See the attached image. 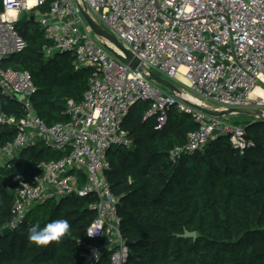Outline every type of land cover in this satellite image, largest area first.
<instances>
[{"label": "built area", "instance_id": "1", "mask_svg": "<svg viewBox=\"0 0 264 264\" xmlns=\"http://www.w3.org/2000/svg\"><path fill=\"white\" fill-rule=\"evenodd\" d=\"M82 9L140 61V69L110 52L107 46L119 50L93 33ZM23 13L40 24L45 56L71 52L75 68L92 70L82 99H67L64 122L48 125L34 112L30 96L35 86L27 70L3 67L9 56L27 47L16 29ZM149 72L179 91H162ZM0 94L23 109L19 118L0 111V126H13L15 132L0 144V166L9 167L23 149L38 143L63 153L35 164L31 179L15 189L6 227L15 228L43 202L93 195L95 216L76 241L81 262L98 264L108 253L110 264H123L129 246L106 172L107 151L132 144L124 119L138 102H148L142 118H154L155 129H162L172 107L189 115L196 128L170 150L173 162L223 134L241 153L252 147L243 127L197 107L251 108L264 118V0H0Z\"/></svg>", "mask_w": 264, "mask_h": 264}, {"label": "trees", "instance_id": "2", "mask_svg": "<svg viewBox=\"0 0 264 264\" xmlns=\"http://www.w3.org/2000/svg\"><path fill=\"white\" fill-rule=\"evenodd\" d=\"M16 29L27 47L3 67L31 74L30 100L46 124L66 121V101L82 99L91 68H75L71 52L45 56L41 26L26 14ZM147 107L148 102L135 103L123 121L131 146L107 151V180L118 197L122 234L131 243L123 264H264V120L245 121L242 127L253 145L242 153L223 134L173 162L170 150L184 144L196 124L172 107L162 129H155L154 118H142ZM0 111L23 115L16 100L1 94ZM14 133L13 126H0V144ZM62 155L38 143L23 149L9 167L0 166V233L11 220L14 191L31 179L34 165ZM94 202L93 195H69L33 218L31 208L15 228L0 234V264H82L76 241L95 216ZM55 219L70 225L59 241L37 246L28 239L34 223L43 227ZM186 231H194L195 238L181 236ZM98 264H110L109 254Z\"/></svg>", "mask_w": 264, "mask_h": 264}, {"label": "water", "instance_id": "3", "mask_svg": "<svg viewBox=\"0 0 264 264\" xmlns=\"http://www.w3.org/2000/svg\"><path fill=\"white\" fill-rule=\"evenodd\" d=\"M82 14L86 20V22L89 24V26L91 27L93 33L98 36L101 37L105 40H107L109 43H111L112 45L115 46V48H117L119 50L116 51L115 49H112L111 47L107 46V48L110 50V52L117 58L119 59L121 62L129 65L131 68L133 69H140V61L133 56V54L127 50L126 48L123 47L122 43L119 42L116 37L109 33L102 25L98 24L97 22H95L89 15L87 12H85L82 9ZM28 19H30L31 21H34V16L33 15H27ZM148 78L150 80H152L153 82L163 86L164 88H166L168 91L170 92H178L179 88L172 82L168 81L167 79L149 72L148 74ZM198 109L204 111L205 113L212 115V116H217L220 117L222 115H225L227 113L230 112H236V113H243V114H248V115H255V116H259L260 120H264L263 117H261L260 111L257 109H251V108H237V109H232L230 111H218V110H214V109H207V108H203V107H197ZM8 232H10V229L5 227L0 234H7ZM181 236L183 237H193L195 238L196 233L193 232H184L183 234H181ZM127 245L129 247H131V243H127Z\"/></svg>", "mask_w": 264, "mask_h": 264}, {"label": "clouds", "instance_id": "4", "mask_svg": "<svg viewBox=\"0 0 264 264\" xmlns=\"http://www.w3.org/2000/svg\"><path fill=\"white\" fill-rule=\"evenodd\" d=\"M70 229L66 219H55L46 223L43 227L39 223H34L28 229V239L37 246H46L53 241H59ZM90 233L88 236H93Z\"/></svg>", "mask_w": 264, "mask_h": 264}, {"label": "rangeland", "instance_id": "5", "mask_svg": "<svg viewBox=\"0 0 264 264\" xmlns=\"http://www.w3.org/2000/svg\"><path fill=\"white\" fill-rule=\"evenodd\" d=\"M25 13L21 14L23 16ZM163 77V76H162ZM164 78V77H163ZM155 83V82H154ZM162 91L168 92L166 88L163 86L155 83ZM208 107L212 108L211 105H208ZM221 120L224 121L225 123L232 125V126H238L242 127L244 126L245 121L248 120H258L259 116L255 115H248V114H243V113H236V112H230L225 115L220 116ZM53 203V201H47L46 203H42L38 206H35L32 212L30 213V217H40L42 213L46 211V209Z\"/></svg>", "mask_w": 264, "mask_h": 264}]
</instances>
